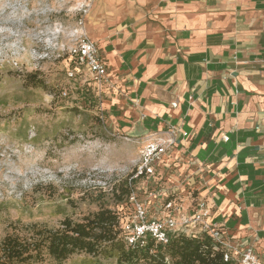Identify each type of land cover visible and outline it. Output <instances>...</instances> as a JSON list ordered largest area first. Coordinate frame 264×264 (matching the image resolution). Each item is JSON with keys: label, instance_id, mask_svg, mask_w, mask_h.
I'll list each match as a JSON object with an SVG mask.
<instances>
[{"label": "crops", "instance_id": "1", "mask_svg": "<svg viewBox=\"0 0 264 264\" xmlns=\"http://www.w3.org/2000/svg\"><path fill=\"white\" fill-rule=\"evenodd\" d=\"M95 9L83 30L106 67L104 107L187 133L166 173L194 184L224 241L264 260V0H100Z\"/></svg>", "mask_w": 264, "mask_h": 264}, {"label": "rangeland", "instance_id": "2", "mask_svg": "<svg viewBox=\"0 0 264 264\" xmlns=\"http://www.w3.org/2000/svg\"><path fill=\"white\" fill-rule=\"evenodd\" d=\"M99 2L0 0V243L6 236L29 239L35 227L57 229L65 219L81 222L100 209L119 213L125 224L136 203L148 219L173 218L172 232L192 230L182 217L198 203L194 184L159 166L150 179H132L152 129L141 124L143 115L140 122L125 117L127 106L108 111L90 74L69 56ZM28 74L44 87L28 85ZM125 180H132L134 201L117 197L114 186ZM224 242L239 263L248 248ZM32 264L116 262L81 252L63 262L45 254Z\"/></svg>", "mask_w": 264, "mask_h": 264}, {"label": "trees", "instance_id": "3", "mask_svg": "<svg viewBox=\"0 0 264 264\" xmlns=\"http://www.w3.org/2000/svg\"><path fill=\"white\" fill-rule=\"evenodd\" d=\"M31 87L43 88L42 80L28 74ZM132 180L114 186L117 197L128 199L133 190ZM121 195V196H120ZM119 213L100 209L81 222L65 219L57 229L34 228L29 239L6 236L0 243L2 264H32L48 255L63 262L75 253H86L103 259H114L116 264H238L224 261V250L211 236H169L167 244L157 243L153 237L139 238L127 244Z\"/></svg>", "mask_w": 264, "mask_h": 264}, {"label": "built area", "instance_id": "4", "mask_svg": "<svg viewBox=\"0 0 264 264\" xmlns=\"http://www.w3.org/2000/svg\"><path fill=\"white\" fill-rule=\"evenodd\" d=\"M68 53L77 66L84 67L86 72L90 74L91 80L96 88L101 91L102 86L106 84L108 80L106 67L98 54L95 43L85 36V34H79ZM171 105L176 107V103H172ZM142 119H144V116H142ZM187 135V133H181L172 126L166 130H150L142 140V146L139 150V160L134 168L132 179H150L156 175L158 166L161 167L162 170H167L169 165L165 162L166 158L170 156L173 148L177 144L178 137H186ZM222 139L227 141L228 137L224 136ZM132 191L128 198L134 201L135 197ZM134 207V218L130 220V222L127 221L122 225L124 238L127 244L133 245L139 238L144 236H151L160 244H167L169 236L178 234L186 236L183 229L172 232L176 225L173 218L166 217L164 220L148 219L147 211L143 203H136ZM166 208H171L170 202L166 204ZM208 215L209 212L205 202L198 201L192 212L183 215L182 224L191 227L192 230L188 236H211V238L224 250V261H232L233 258L230 248H228L224 242L222 234L217 226L213 222L207 220ZM196 228H199V230L193 232ZM238 264L260 263L256 261L252 249L248 248L241 254V260Z\"/></svg>", "mask_w": 264, "mask_h": 264}]
</instances>
